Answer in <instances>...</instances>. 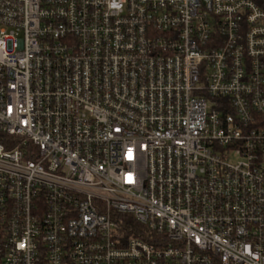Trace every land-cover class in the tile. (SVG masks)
Masks as SVG:
<instances>
[{
  "label": "built area",
  "instance_id": "built-area-1",
  "mask_svg": "<svg viewBox=\"0 0 264 264\" xmlns=\"http://www.w3.org/2000/svg\"><path fill=\"white\" fill-rule=\"evenodd\" d=\"M0 264H264V0H0Z\"/></svg>",
  "mask_w": 264,
  "mask_h": 264
},
{
  "label": "trees",
  "instance_id": "trees-1",
  "mask_svg": "<svg viewBox=\"0 0 264 264\" xmlns=\"http://www.w3.org/2000/svg\"><path fill=\"white\" fill-rule=\"evenodd\" d=\"M124 219H125L126 223H130V225H132L134 228H135V227L138 228V226L135 225V223H134L132 220H129V219H126V218H124Z\"/></svg>",
  "mask_w": 264,
  "mask_h": 264
}]
</instances>
